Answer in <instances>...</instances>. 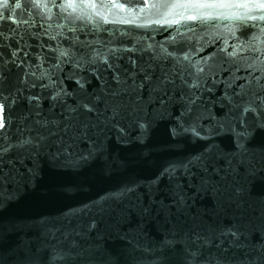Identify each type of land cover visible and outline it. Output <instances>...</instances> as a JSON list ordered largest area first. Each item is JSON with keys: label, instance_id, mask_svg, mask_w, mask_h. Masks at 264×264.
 <instances>
[{"label": "snow or ice", "instance_id": "1", "mask_svg": "<svg viewBox=\"0 0 264 264\" xmlns=\"http://www.w3.org/2000/svg\"><path fill=\"white\" fill-rule=\"evenodd\" d=\"M29 7L35 15L16 18L17 10ZM152 10L159 18L149 17L147 23L170 32L173 26L194 32L196 22L214 19L239 22L240 27L264 22V0H0V218L36 183L41 160L76 168L100 150L107 131L123 136L129 121L142 131L150 128L153 112L144 108L146 90L161 114L173 101L179 105L170 134L206 141L205 150L187 163L165 166L146 187L125 185L97 206L101 221L107 215L119 224L133 211L141 218L163 217L164 233L146 246L137 241L132 264L154 257H162L155 264H264V201L252 203L248 197L249 181L264 183V61L241 58L226 66L203 45L185 51L176 39H187L180 27L176 36L169 35L171 51L159 42L145 46L137 41L139 47L121 49L109 47L111 40L97 44L75 35L87 28L77 25L81 20L97 25L84 32L87 36L101 30L100 21L132 25ZM54 20L65 21L55 24L61 30L55 35ZM5 21L16 27L5 31ZM21 24L27 26L22 31ZM66 26L73 34L69 48L61 47L58 39H69ZM229 32L236 38L234 29ZM52 41L57 43L53 46ZM240 47L233 44L229 56H236ZM221 76L226 77L221 81L225 91L217 113L203 96L213 92ZM65 81L74 87L70 90ZM18 102H26L30 112L10 133L8 112ZM224 135L235 149L228 155L215 145L217 136ZM257 140L262 145L259 155L250 148ZM82 143L88 145L87 152L81 150ZM164 179L170 184L167 197L159 187ZM189 190L214 192L221 207L234 210L232 222L218 223L192 211ZM98 223L95 218L89 223V234L98 230ZM4 232L0 226V264H100L103 259L99 248L80 233L83 242L73 240L66 248L41 253L29 247L5 256Z\"/></svg>", "mask_w": 264, "mask_h": 264}, {"label": "water", "instance_id": "2", "mask_svg": "<svg viewBox=\"0 0 264 264\" xmlns=\"http://www.w3.org/2000/svg\"><path fill=\"white\" fill-rule=\"evenodd\" d=\"M30 12L35 15V10L30 7L17 10L16 18L28 19ZM55 12L56 10L53 9V15ZM149 17L159 18L156 11L152 10V12H145L142 18L132 25L104 24L100 21L101 30L87 36L84 32L96 29L97 25L85 19L76 23L78 26L87 24V28L84 32L77 31L75 35L81 41L87 39L97 44H107L111 40L112 44L108 45L109 47L121 49L132 48L134 45L139 47L137 41L145 46L159 42L171 51L169 35L176 36L175 28L180 27L187 39L180 36L176 39L181 42L185 51L190 50L189 46L191 50H195L203 45L205 51L215 54L219 64L226 66L241 58L249 60L258 58L264 61V22L248 21L244 27H240L239 22L214 19L196 22L193 25L194 32H187L181 26H173L170 32L167 27L148 24ZM2 23L5 25V31H8L9 27H16L8 21ZM56 23H65V21H53L51 30L53 35L61 31L55 27ZM187 23L193 24V22ZM254 23L258 26L251 27ZM137 24L147 26L137 27ZM26 27V25H19L21 31ZM230 28L235 30V37L238 39L230 34ZM116 30L128 31L123 34L122 31ZM63 31L69 39L59 37L60 46L69 48L73 43L71 40L73 34L67 31V26ZM225 39L227 44L224 42ZM51 43L54 46L57 41ZM233 44H240L241 47L237 49L236 56H229ZM222 48L225 50L221 51ZM44 51L47 53V49ZM64 71L67 72L69 69L64 67ZM225 79V76L218 77L213 92H205L203 96L207 106L217 113L221 111L220 97L225 91V85L221 81ZM65 84L70 90L74 87L72 81H65ZM90 87H95L94 80ZM27 94V92L24 93V95ZM43 108L47 111V101L43 102ZM144 108L146 111L153 112L150 128L142 131L129 121L126 122L127 128L123 136L115 130L107 131L100 138V150L78 167L68 168L47 159L40 161V174L36 183L25 189L22 198L13 203L0 218V226L5 229L3 234V254L5 256L10 255L11 250L28 251L29 247L40 250L41 253L43 250L54 251L57 248L70 246L73 240L83 242L81 236H85L89 244L99 248L100 255L103 257L100 264H132L133 257L137 255V241H141L144 246L150 242L155 243L164 233L163 217L141 218L133 211L129 213L126 220L115 224L107 215L101 221L97 206L102 202L108 203L107 198L121 191L125 185L135 183L146 187L152 184L161 169L169 164L179 166L194 160L196 156L204 152L206 141L198 140L192 135L174 136L170 134L179 110V105L175 101L168 105V111L161 114L154 102L148 99V93L145 90ZM29 112L30 109L26 102H18L17 105L11 107L8 112L10 133L15 132L17 125ZM215 145L217 150L225 155L235 151L232 139L227 135L217 136ZM80 148L87 152L88 145L82 143ZM250 148L257 155L262 151L259 140L253 142ZM241 174L243 176V170ZM193 183L195 184V180ZM159 187L161 195L167 197L169 182L164 179ZM188 195L192 198L190 201L192 211L202 213L206 218H212L218 223L232 222L234 210L221 207L214 192L189 190ZM248 197L252 203L264 201V183L259 180L249 181ZM94 218L100 221L98 230L89 234L88 226ZM160 259L162 257H154L152 260H145L143 264H155V261Z\"/></svg>", "mask_w": 264, "mask_h": 264}]
</instances>
